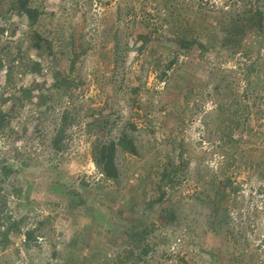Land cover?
Here are the masks:
<instances>
[{
  "label": "rangeland",
  "instance_id": "rangeland-1",
  "mask_svg": "<svg viewBox=\"0 0 264 264\" xmlns=\"http://www.w3.org/2000/svg\"><path fill=\"white\" fill-rule=\"evenodd\" d=\"M249 9L0 0V264H132L138 224L139 264H264V26L222 29ZM122 134L137 155L117 149L112 182L92 149Z\"/></svg>",
  "mask_w": 264,
  "mask_h": 264
},
{
  "label": "trees",
  "instance_id": "trees-1",
  "mask_svg": "<svg viewBox=\"0 0 264 264\" xmlns=\"http://www.w3.org/2000/svg\"><path fill=\"white\" fill-rule=\"evenodd\" d=\"M18 12L25 16L30 26H33L37 23L39 18L38 11L34 8L28 7L27 3H25L24 1L19 3ZM244 14L247 17L244 19V21H230L227 24V26L230 27L225 28L224 25L222 29L227 30V32H230L233 36L241 35L243 34V32H245V30H263L264 17L260 9H249ZM179 44L181 48L189 49L192 47L193 42L181 40L179 41ZM171 65L172 63H170L167 68H170ZM33 66V71H37L38 64H34ZM7 124L8 123L5 119V116L0 111V134L6 128ZM117 149H119L123 153H127L133 156L137 155V147L133 139L125 134H122L116 142L110 141L107 143L97 144L92 149V161L95 167L106 180H110L112 182H116L119 178V172L115 163V155L117 153ZM1 173L3 180H0V184H2L4 182V179H7L12 172L9 167L3 166ZM138 225H133L127 233V263L132 260V264H139V260L143 257L148 256V254L152 251V246L149 243V233L144 229H140L141 227ZM12 228L18 229V225L13 222V224H10V229ZM33 234L34 231H27L24 233L26 242H29L31 240ZM136 251H138L139 255H137V257H134L136 256ZM88 261L91 263V259H89ZM116 263L124 264V262L121 261H116ZM97 264H114V262L106 261L102 263L99 262Z\"/></svg>",
  "mask_w": 264,
  "mask_h": 264
}]
</instances>
